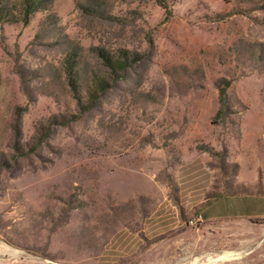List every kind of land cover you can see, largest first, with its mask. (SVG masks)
I'll return each mask as SVG.
<instances>
[{
  "label": "rangeland",
  "instance_id": "obj_1",
  "mask_svg": "<svg viewBox=\"0 0 264 264\" xmlns=\"http://www.w3.org/2000/svg\"><path fill=\"white\" fill-rule=\"evenodd\" d=\"M13 1L0 264H264V0Z\"/></svg>",
  "mask_w": 264,
  "mask_h": 264
},
{
  "label": "trees",
  "instance_id": "obj_2",
  "mask_svg": "<svg viewBox=\"0 0 264 264\" xmlns=\"http://www.w3.org/2000/svg\"><path fill=\"white\" fill-rule=\"evenodd\" d=\"M160 5L164 4V0H157ZM43 3V0H20L18 4L21 6V11H22V19L23 22L28 21V16L36 11L38 9V5ZM16 8L17 3L14 2L13 0H0V18L2 17V12L3 14H6L7 16L11 15L10 9L12 7ZM10 20V19H7ZM75 56H69L68 59H66L67 62V70L69 72L70 76V81L75 85L76 84V79H75ZM107 63L109 67L111 68L112 71H120L124 70L127 66V62L125 60H119V59H113V57L106 56ZM93 84L92 86L88 89V95L90 100H95L97 98V91L98 89H102L105 81L102 78L95 77L93 79ZM229 85V82L226 81V83L223 86L219 87V99L220 103L222 105L225 104L226 101V88Z\"/></svg>",
  "mask_w": 264,
  "mask_h": 264
},
{
  "label": "built area",
  "instance_id": "obj_3",
  "mask_svg": "<svg viewBox=\"0 0 264 264\" xmlns=\"http://www.w3.org/2000/svg\"><path fill=\"white\" fill-rule=\"evenodd\" d=\"M192 222V221H191Z\"/></svg>",
  "mask_w": 264,
  "mask_h": 264
}]
</instances>
